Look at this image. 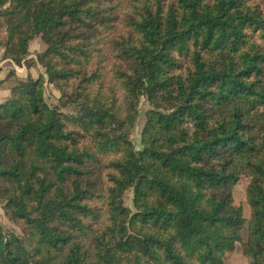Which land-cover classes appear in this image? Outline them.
Instances as JSON below:
<instances>
[{
    "label": "trees",
    "instance_id": "1",
    "mask_svg": "<svg viewBox=\"0 0 264 264\" xmlns=\"http://www.w3.org/2000/svg\"><path fill=\"white\" fill-rule=\"evenodd\" d=\"M0 30L16 64L44 46L0 103V201L27 238L0 223V264H223L243 228L264 264V0H0Z\"/></svg>",
    "mask_w": 264,
    "mask_h": 264
},
{
    "label": "rangeland",
    "instance_id": "2",
    "mask_svg": "<svg viewBox=\"0 0 264 264\" xmlns=\"http://www.w3.org/2000/svg\"><path fill=\"white\" fill-rule=\"evenodd\" d=\"M0 36H1V34H0ZM31 41H33L32 44L34 47H36L38 49L40 48V51L43 50L44 46L41 43V40L39 38H34ZM36 52L37 51L34 52L33 57H30V58L26 59L25 61L22 60L20 64H16L12 61H11V63L13 65L17 66V65H21L22 63L29 65V64H27V62L28 63L31 62L30 66L31 65L37 66L38 64L36 63V59H35V53ZM38 74L44 75L43 69L41 72H38L37 75ZM37 75H35L34 77L28 76L26 79H24L22 81H26L28 79H34L37 77ZM43 95H44L45 101L50 106L59 107L60 108L59 110L62 111L64 114L73 115L74 113L78 112V108L74 105H70V104H67L64 106L62 105L63 97L61 95V92L57 88H55V86H53L52 84L44 83ZM147 108H148L147 101H146L144 96H141L139 103H138V106H137V117L135 119L133 129L131 132V136H130L135 149L141 148L140 131H141V128H142L144 120H145L144 111ZM248 182H249V177L241 176L238 179V181L233 185L232 190H231L233 202L235 204L241 205L242 214H243V217L245 218V220H247L250 216V209H249V206L246 203V199H245V190H246V187L248 185ZM131 196H132L131 195V187H129V191L124 196L125 204L128 205L129 207H131V205H132L131 204ZM0 223H1L2 228H3V230L7 236L15 234L22 239L23 243L26 242L27 238H26V235H25L26 233H25L23 226L19 223H15V222L11 221L7 217V215L5 213V209H4V204L1 201H0ZM240 236H241V240L237 241L235 243L234 248L231 251H227L224 254L223 264H252L251 258L242 252V247H241L242 240H245V238L247 236V229L246 228L241 229Z\"/></svg>",
    "mask_w": 264,
    "mask_h": 264
},
{
    "label": "crops",
    "instance_id": "3",
    "mask_svg": "<svg viewBox=\"0 0 264 264\" xmlns=\"http://www.w3.org/2000/svg\"><path fill=\"white\" fill-rule=\"evenodd\" d=\"M0 39L4 36V32L0 30ZM36 40V39H35ZM33 41L29 42L28 55L26 59L33 57L35 51H40V48H36L32 44ZM34 47V48H33ZM36 48V49H35ZM2 47L0 46V103L4 101L10 94V88L15 84L16 80H24L28 76L34 77L38 72L42 71L40 66L26 65H13L11 60L2 57ZM15 68V69H14ZM18 69V70H17ZM9 70H13V75H9Z\"/></svg>",
    "mask_w": 264,
    "mask_h": 264
}]
</instances>
